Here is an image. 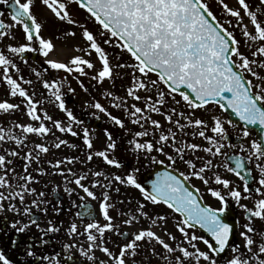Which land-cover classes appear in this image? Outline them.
Instances as JSON below:
<instances>
[{"label": "snow or ice", "instance_id": "6c2138e0", "mask_svg": "<svg viewBox=\"0 0 264 264\" xmlns=\"http://www.w3.org/2000/svg\"><path fill=\"white\" fill-rule=\"evenodd\" d=\"M0 3L8 4L10 8L9 22L3 19L4 13L0 11V81L7 87L9 97L21 98L20 103H12L8 99L0 101V114L15 113L24 104L25 114L32 121L0 125V213L7 209L13 214L28 217L27 222L12 221V229L24 233L30 226H35L47 233L59 232V227L51 220L46 229H41L38 218L33 215L34 209L46 215L48 201L43 191L37 192L31 187L37 181L28 169L36 164L35 171L42 175L50 174L40 166L50 150L60 149L62 145L76 148L77 145L55 137V142L33 141L29 146L28 134L46 138L49 134L54 135L52 130L55 128L60 133L79 137L81 132L74 130L73 125L83 124L65 105L61 89L66 76L42 80L43 87L66 114V124L38 107L43 102L35 99V92L30 94L22 86V83L32 84V80L20 75V62L27 65L25 54L39 53L51 69L75 74L84 91L87 88L80 77L88 76L86 70H93L90 78L102 84L105 80L114 81L121 75L120 70L128 69L126 74L130 77V84L125 89V96H116L111 91H106L105 95L111 98L114 108L121 109L129 121L141 129L128 143L151 163L164 165L167 162V169L157 172L156 178L150 182L151 190L139 181L140 168L135 164L126 173L111 176L103 170L89 169V180L88 174L61 166L80 163L87 167L94 158H100L103 164L117 169L123 168L124 164L110 156L117 148L112 133L105 129L106 146L95 151L87 127L81 130L83 144L89 150L83 160L79 156L47 159L49 168L64 177L66 193L71 195L76 191L67 186L74 183L87 198L99 201L104 223L93 218L83 225V233L75 222L68 230L69 235H86L88 248L80 245L78 250L87 260L95 261L94 250L99 249L107 257L99 260V264H137V256L144 252L147 244V258L141 257L140 264H151V257L156 256L163 264H264V0L257 3L236 0L237 7L230 6L226 0H218L219 10L229 17L224 22L214 14L208 0H40L57 20L67 23L72 29H80L78 39L76 31L69 29L65 32V36L72 40V51L79 53L67 60L52 56L58 51L57 45L51 37L43 34L44 24L33 12L35 0H12L10 4L9 0H0ZM72 4L84 10L98 24L97 31L74 18L70 11ZM16 28L20 29L19 35ZM237 29L241 30V39L235 35ZM6 40L15 43H6ZM108 48L113 51L110 53ZM93 53L95 59L92 58ZM121 53H126L129 60L121 62ZM32 71L38 78L41 76L36 69ZM43 71L47 72L48 68ZM68 91L74 89L69 87ZM128 98L137 103L128 104ZM141 103L143 107L139 106ZM90 106L128 131L124 119L113 115L99 101H92ZM217 108L221 113L230 110L242 124L237 125L222 114H214ZM197 111L206 114L208 119L197 116ZM153 113L162 116L163 122L153 119ZM47 122H51V127ZM249 126H257L254 138L239 145L229 142V127L238 129L235 134L243 140L252 135ZM188 129L192 131L189 133ZM209 131L211 135L207 134ZM189 135L198 136L207 142L206 145L188 142L184 137ZM146 137L150 138L143 142L138 139ZM10 144L20 150L5 147ZM166 146L171 147V153L165 151ZM237 147L242 154L229 155L225 151L226 148ZM24 148L28 151L24 152ZM197 151L212 158L224 157V160L214 163L211 158L195 155ZM153 152L165 159H157L151 155ZM13 158L24 162L22 172H17L13 166ZM136 161L139 162V156ZM178 161L183 163L186 171L175 169ZM248 164H254L255 176L251 175L253 169L247 167ZM219 168L238 179L242 189L240 184L222 176L217 171ZM190 178L198 179L219 206L204 203L199 188L190 190L187 186ZM86 180H89L88 184L84 183ZM117 185L139 190L143 202L137 203L133 214L120 212L112 202L109 192L119 193ZM96 188L102 190L99 196L93 190ZM26 196L36 198L28 204ZM230 200L244 212L242 231L236 226L238 221L228 222ZM241 200H251L252 206L241 203ZM149 203L166 205L172 213L179 214V218L173 216V228L180 233L179 239L169 230L167 216L149 214L146 210ZM81 207L84 211L77 212V217L90 214L89 205ZM113 210L117 216L124 217L123 225L133 226L144 218L150 225H158L163 235L151 226L133 232L123 231L113 222L116 219L111 214ZM54 211L59 212L60 207L57 205ZM257 220L259 225L255 223ZM198 230H203L206 235L197 234ZM111 232L127 241L116 245L118 251L107 246L105 235ZM237 232L240 242L235 237ZM12 243L16 244V241ZM200 244L205 248L199 247ZM155 245L161 246L163 251L158 253ZM25 254L33 256L35 253L26 248ZM43 259L49 264H60L55 256L44 255ZM0 264H14L3 249H0Z\"/></svg>", "mask_w": 264, "mask_h": 264}, {"label": "flooded vegetation", "instance_id": "af4514ba", "mask_svg": "<svg viewBox=\"0 0 264 264\" xmlns=\"http://www.w3.org/2000/svg\"><path fill=\"white\" fill-rule=\"evenodd\" d=\"M215 1L217 4V17L222 22L229 19L224 13H222L218 8V0H208ZM12 2V0H9V4ZM253 3H257L258 0H252ZM44 8L45 6L40 3V0H35L34 6H33V12L37 16L38 20L43 23L44 21ZM0 11L4 13L3 19H5L6 22H9V16L8 13L10 11L8 4H2L0 3ZM70 11H75L76 13L82 12L86 13L84 10H81L76 6L75 4H72L70 6ZM86 16L88 14L86 13ZM89 18V17H88ZM264 18V17H262ZM91 19V18H90ZM92 20V19H91ZM95 22L94 20H92ZM96 23V22H95ZM97 24V23H96ZM233 24H235V21H233ZM69 27V25L67 26ZM99 28L97 24V28H91L94 32L97 31ZM17 35L20 34V29H15ZM65 31L63 30L60 35H62L64 38ZM43 34H45V30L43 29ZM60 35H57L58 38ZM235 35L237 39H241V30L237 29L235 31ZM62 36L60 37L61 40H63ZM80 34L77 33V37L79 38ZM70 38V37H68ZM6 43H15V41L6 40L4 41ZM108 51L111 53L113 49L108 48ZM27 58V65H25L23 62H20V68L21 72L20 75H23L26 80H32V84L22 83V86L28 90V92L31 94L35 92V99L41 100L43 103L41 106L43 109L47 110L48 114L53 116L54 119H61L64 121V123H67L66 114L62 112L58 107V102H55L54 99L50 96V93L48 90H46L42 85V80L44 79H52V78H64L66 76V82L64 87L61 89V91L64 93L63 99L65 100V105L68 109H70L73 114L80 120L83 121L82 125H73L74 130L81 132V136L79 137H72L69 133H60L59 130L53 128V134H49L46 138H39L36 137L34 134H28V145L31 146L33 141L36 142H48L52 143L55 142V137H59L60 139H65L69 142V144H76V148H69L66 146H61L60 149H51L50 152L45 156L44 160L41 163V167L45 169L47 173L42 175L39 172L35 171V168L37 167L36 164H33L31 167H29L28 171L33 174V176L36 177V181L31 184V187H34L37 192L43 191L45 193V199L48 201L47 205H45L48 208V213L45 215L43 212H40L39 210L34 209L33 215L38 218V222L40 223L41 229H46L48 227V221L51 220L56 226L59 227V232L56 233H47L45 231L38 230L35 226H30L28 230L24 233H18L14 229L11 228L12 221L15 220H21L22 222H27L28 217L26 216H20L13 214L11 212H8L7 209H5L4 213H0V249H3L11 259H13L14 264H49V261H45L43 259L44 255H48L50 257L55 256L59 261L60 264H99V260L101 259H107V257L102 253L99 249L94 250V254L97 257L95 261H89L86 257H84L81 252L78 250L80 245H83L85 249L88 248V241L86 239V235H76L72 234L69 235V228L73 222H75L78 226V229L81 233H83V225L91 222L93 218L99 220L101 223H104L103 217L100 215L99 212V201L98 200H92L91 198H87L86 195L83 193L82 190L78 189L76 185L69 184L68 187L75 188L76 191H74L71 195L66 193L64 191V188L66 187L64 177L61 176L56 170L50 169L49 165L47 163V159L52 158H61L65 156H79L81 160L84 159V154L86 151H89L85 148L83 141H82V128L87 127L90 130V135L94 141V149L95 151L103 150L106 146L107 140L105 137V129H107L109 132L112 133L113 139L116 140L117 148L114 152L110 153V156H113L117 159H120L124 167L117 169L113 166H107L100 162V158H94L92 162H90L87 167L80 163H72V164H65L61 167L64 168H72L75 172H84L85 174L89 175V180H91V176L89 173V169L92 171L95 170H103L106 175L111 176L112 174H123L129 171L132 167V165H136L140 168V172L138 173V179L142 184L145 186V177L155 168L160 167L162 169H167V162L164 165H159L155 163H151L149 159H145L144 155L141 153H138L134 147L128 143L130 139H132L133 134L136 131L141 130L139 126L132 124L126 114L121 110L114 108L111 103L109 97L105 95L106 91H111L114 95L124 97L125 96V89L130 84V77L126 74L128 72V69H122L120 70L121 75L118 76L114 81L105 80L102 84H97L95 80H92L90 77L93 74V70H86L88 71V76H81L80 80L83 82L84 87L87 88V91H84V89L80 86V83H78L77 79L75 78V74L68 75L63 70L57 71L53 70L48 66L46 63H44V57L41 56L39 53H26ZM122 61L129 60V56L126 53H121ZM70 57V56H69ZM67 57V59L69 58ZM18 59V57H17ZM99 66V65H97ZM36 69V71L41 72V76L38 78L35 75V72L32 71V69ZM48 68L47 72H44L43 69ZM13 75L15 76V72L13 70ZM154 78V77H153ZM74 89V91H68V88ZM163 88V86H161ZM143 95V93H141ZM179 99V96L176 97ZM8 99L12 103H20L21 98L15 97L11 98L7 95V87L4 85L2 81H0V101ZM97 100L101 104H103L105 107L108 108L109 112H111L113 115H116L120 117L121 119H124L126 127L128 131H125L124 129L119 128V126L113 124L108 117L104 113H100L98 110L92 108L91 102ZM128 104L137 103L136 101L132 100L131 98H128L127 101ZM140 107H143V104H139ZM25 108L26 106L24 104H21V109L15 113L12 114H0V125H8L11 123H29L32 122L30 118L25 114ZM93 113H96V115H93ZM214 114H222L226 117L228 115L226 113H221V110L218 108L215 110ZM197 116H203L204 119H208V116L206 114L201 113L200 111H197ZM28 117V119H27ZM99 117V118H97ZM153 119H158L163 122V117L153 113L152 114ZM229 118V117H228ZM49 126L51 127V122H47ZM238 125V124H237ZM147 127V125H146ZM238 130V129H237ZM237 130H234L229 127V142L239 145V143H247L250 139L254 138L256 136V132L254 130H251L252 135L248 138H244L243 140L239 139L238 136L235 134ZM14 131H18L15 130ZM189 133L192 131V129H188ZM208 135H211L212 133L209 131L207 132ZM150 137L146 138H138L143 142L144 139H149ZM188 142L198 143L202 145H206V141L202 140L201 138L192 137L189 135L188 137H184ZM5 147H12L17 148V150H20L16 145L10 144L5 145ZM24 152L28 151V148L23 149ZM165 151L171 153L172 149L171 147L166 146ZM225 151L229 153V155L233 154H242L239 151V148L236 149H230L226 148ZM151 155L156 156L157 159H165L164 156L160 155L159 153L153 152ZM191 155V154H190ZM195 155L198 156H204L206 159L211 158L213 159L214 163H221L224 160V157H216L212 158L209 157L207 154L202 153L200 151H197ZM139 156V162L137 163L136 157ZM188 158V157H186ZM23 161L22 159H16L13 158V166L16 167L17 172L23 171ZM197 166L199 167V162H197ZM247 167H251L253 169L252 176H255L257 174V171L254 167V164H248ZM175 169L179 171H186L185 166L182 162L178 161L175 165ZM219 173L222 176H225L226 178L233 181L234 184H240L242 189V183L236 179L232 174L225 172L223 168L217 169ZM211 175V173H209ZM71 179V178H70ZM250 183H251V176L249 177ZM89 180L84 181V183L88 184ZM191 186H193L195 189H200V195L203 197V200L206 202L205 197V187L203 184L196 178H190L188 181ZM120 187V192L116 193L114 191L109 192L112 202L115 203L116 209L120 212L127 213L128 215H131L135 212V208L138 202H143L142 196L139 192V190L135 189L132 186H126V185H117ZM251 186H255L252 184ZM213 187H216L214 185ZM55 189V191H53ZM97 196L100 195V192L102 191L100 188L93 189ZM81 197H84V199H81ZM36 198L35 196L28 197L26 196V203L30 204L31 199ZM120 201H123V203H120ZM18 203V201H17ZM241 203L248 204L249 206H252L251 200H241ZM89 205V215H85L83 217H77V212H83L84 209L81 207L82 205ZM230 208L234 211L238 224L237 227H240L245 223V215L242 209H240L238 206H236L231 200L229 201ZM60 207V211L56 212L54 211V207L56 206ZM219 204H217V207ZM146 210L149 212L150 215L153 214H163L167 216L168 219V228L169 230L173 231L174 234L177 236V238H180V233L176 231L173 228V216L176 218H179V214H174L171 212L170 209L167 208L166 205H160V206H153L150 203L147 204ZM111 214L116 217V219L113 221L116 223L123 231L133 232L138 228L144 227H153L154 230H157L159 234L163 235V232L159 230L158 225H150V222L144 218H141V220L134 224L133 226H126L121 223L122 219L124 217L117 216V212L113 210ZM257 225L260 224V222L257 220L255 222ZM240 230L242 231L243 228L240 227ZM197 234H203L201 232H197ZM128 239H131L129 236ZM164 239L168 240L167 236H164ZM236 239L239 241V234L236 233ZM15 240L16 244H13L12 241ZM105 240L107 243V246L110 249H116V245L122 244L127 242L123 238H121L119 235H117L115 232L106 233ZM170 242V241H169ZM242 243V242H241ZM65 245H76V247H70L65 248ZM156 251L162 252L163 249L159 245H155ZM199 247L202 249L205 248L203 244H200ZM31 248V250L35 253L33 256H27L25 254V249ZM147 251H148V245L145 244L144 252H142L139 256H137V264H140L141 257L147 258ZM69 256L72 258L69 259ZM151 264H163V262L160 260L159 256L151 257ZM203 264V262H202Z\"/></svg>", "mask_w": 264, "mask_h": 264}, {"label": "rangeland", "instance_id": "374dc122", "mask_svg": "<svg viewBox=\"0 0 264 264\" xmlns=\"http://www.w3.org/2000/svg\"><path fill=\"white\" fill-rule=\"evenodd\" d=\"M226 2L232 7H237L236 0H226ZM209 4L214 14H216L217 13L216 2L210 1ZM43 13H44V18H45L43 21L45 34H47V37H51L53 39V42L57 45V49H58V51L56 53H53L52 56L53 57L55 56V58L57 59L67 60V57L71 55L79 54V53L72 51L71 38H68V37L64 38L62 35H60V33L63 30L72 29V26L69 25V27H67L68 26L67 23L57 20L46 7L44 8ZM72 14L74 15V18H76L80 23L86 24L87 27L97 28V24L93 22L90 18H88V16H86V13H82V12L76 13L75 11H72ZM72 30L80 34L79 27H76ZM57 35H60V37L62 36L63 40H61L60 37L58 38ZM244 47L246 48L247 45H245ZM60 49H63V51H60ZM92 58L95 59V53H93ZM205 197H206L207 204H210L213 206H217V204H219V202L206 191V188H205Z\"/></svg>", "mask_w": 264, "mask_h": 264}, {"label": "water", "instance_id": "95a60500", "mask_svg": "<svg viewBox=\"0 0 264 264\" xmlns=\"http://www.w3.org/2000/svg\"><path fill=\"white\" fill-rule=\"evenodd\" d=\"M228 114V116H229V118H231V119H233L234 120V122L236 123V124H242V122H240L239 120H238V118L237 117H234V116H232L231 115V113H230V110H229V112L227 113ZM250 127V129H253V130H257V126H249ZM257 134V133H256ZM163 171H165V169H162V168H160V167H157V168H155V170H153V171H151L146 177H145V187L148 189V190H151V181L152 180H154L155 178H156V173L157 172H163ZM187 186L189 187V189L190 190H195L193 187H191V185H189L188 183H187ZM228 222H230V223H235V222H237V220H236V216H235V213H234V211H230V213L228 214ZM237 226V225H236ZM201 232H203V230H200ZM205 234V233H204ZM206 235V234H205Z\"/></svg>", "mask_w": 264, "mask_h": 264}, {"label": "bare ground", "instance_id": "6f19581e", "mask_svg": "<svg viewBox=\"0 0 264 264\" xmlns=\"http://www.w3.org/2000/svg\"><path fill=\"white\" fill-rule=\"evenodd\" d=\"M54 58H55V56H54Z\"/></svg>", "mask_w": 264, "mask_h": 264}]
</instances>
